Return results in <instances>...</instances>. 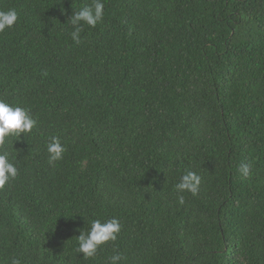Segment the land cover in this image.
<instances>
[{"label": "trees", "instance_id": "trees-1", "mask_svg": "<svg viewBox=\"0 0 264 264\" xmlns=\"http://www.w3.org/2000/svg\"><path fill=\"white\" fill-rule=\"evenodd\" d=\"M103 2L76 44L92 0H0L18 13L0 99L37 120L7 145L0 264H264V0ZM188 171L196 195L176 188ZM113 217L117 240L85 260L80 230Z\"/></svg>", "mask_w": 264, "mask_h": 264}, {"label": "clouds", "instance_id": "clouds-1", "mask_svg": "<svg viewBox=\"0 0 264 264\" xmlns=\"http://www.w3.org/2000/svg\"><path fill=\"white\" fill-rule=\"evenodd\" d=\"M105 17V4L103 0H92L91 5L73 12L69 17L72 31L71 38L74 43L81 42V33L84 25L95 27L102 22ZM18 22V13L15 9L0 10V33L14 27ZM37 126V120L33 118L31 109L19 105H12L4 99H0V189H3L10 181L18 176V168L13 157L7 150V145L11 144L13 137L18 139L23 133L24 136L31 134ZM49 159L51 161L63 158L66 151L58 137H52L47 146ZM240 172L247 176L250 174V165L241 164ZM201 183V177L195 172L188 171L183 174L180 182L176 185L178 192H190L196 195ZM181 204L184 203V197L178 196ZM120 221L113 217L112 219L101 221L92 220L90 228L87 231H81L77 236L78 248L76 251L82 253L85 260L95 258L102 245L108 242H115L121 231ZM10 264H21L18 257H10ZM123 259L122 255L114 254L111 256V264H118Z\"/></svg>", "mask_w": 264, "mask_h": 264}]
</instances>
